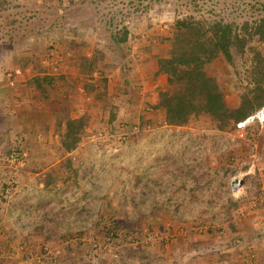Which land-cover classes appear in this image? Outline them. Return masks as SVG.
Listing matches in <instances>:
<instances>
[{
	"label": "rangeland",
	"instance_id": "1",
	"mask_svg": "<svg viewBox=\"0 0 264 264\" xmlns=\"http://www.w3.org/2000/svg\"><path fill=\"white\" fill-rule=\"evenodd\" d=\"M260 1L0 0V264H264V125L166 124L131 100L130 58L169 55L178 19L252 23ZM249 40L241 79L207 64L231 106Z\"/></svg>",
	"mask_w": 264,
	"mask_h": 264
},
{
	"label": "trees",
	"instance_id": "2",
	"mask_svg": "<svg viewBox=\"0 0 264 264\" xmlns=\"http://www.w3.org/2000/svg\"><path fill=\"white\" fill-rule=\"evenodd\" d=\"M252 8L256 12H264V0L255 2ZM255 36L264 42V14L255 18L252 23L245 21L242 24L226 21L223 17L200 21L194 16L178 19L170 54L159 59L160 70L168 75V87L159 91L156 107L165 112L166 123L184 125L192 116L206 114L217 122L219 128L225 129L263 106L264 49H254L247 76L250 83L235 107L228 104L218 76L207 69V64L222 54L227 63L232 65L234 75L241 79L240 69L233 57V48L241 50V54L247 56L248 49L253 50L249 39H254ZM94 61L92 60L90 67H93ZM40 78L35 77L37 81ZM67 127L63 143L70 151L80 141L81 127L75 130L71 119L68 120ZM68 137L71 139L68 140Z\"/></svg>",
	"mask_w": 264,
	"mask_h": 264
},
{
	"label": "crops",
	"instance_id": "3",
	"mask_svg": "<svg viewBox=\"0 0 264 264\" xmlns=\"http://www.w3.org/2000/svg\"><path fill=\"white\" fill-rule=\"evenodd\" d=\"M152 42L153 41L151 40L148 42V44H151ZM153 47L141 48L139 54L130 57L131 60L134 61V63L132 62L131 65L134 64L133 74L134 79L137 80L135 83H139L141 85L137 86L135 85L134 81L131 82L135 88L134 92H132L134 98H132L131 100L135 101L140 97L142 99H145L146 102L142 104V107L145 110L150 109L152 105L154 109H157L156 105L158 103L159 91L164 90L168 87V75L160 70L159 56L157 57L158 51L153 50ZM166 49L168 50V48ZM167 56V54H164L162 58ZM132 85L130 87H133ZM139 88H141L140 91H138ZM150 99H152V101H149ZM147 102H151L152 104ZM1 104H4V102ZM237 104L238 103L234 104L233 107H235ZM164 122L166 123L165 117Z\"/></svg>",
	"mask_w": 264,
	"mask_h": 264
},
{
	"label": "built area",
	"instance_id": "4",
	"mask_svg": "<svg viewBox=\"0 0 264 264\" xmlns=\"http://www.w3.org/2000/svg\"><path fill=\"white\" fill-rule=\"evenodd\" d=\"M255 122L264 125V105L259 109H257L253 114L249 115L247 118L239 121L237 123V127L240 131H244L247 126H250ZM12 156H15V152L12 153ZM241 184H242V180L236 178L232 183V190L234 192L239 191L241 189Z\"/></svg>",
	"mask_w": 264,
	"mask_h": 264
}]
</instances>
